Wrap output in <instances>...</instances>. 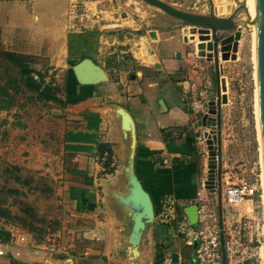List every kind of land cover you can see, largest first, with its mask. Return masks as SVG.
<instances>
[{
	"label": "crops",
	"instance_id": "obj_1",
	"mask_svg": "<svg viewBox=\"0 0 264 264\" xmlns=\"http://www.w3.org/2000/svg\"><path fill=\"white\" fill-rule=\"evenodd\" d=\"M68 1L60 12L54 10V0L0 2V32L6 50L49 59L59 71L54 79L58 86L64 72L66 103L49 101L51 118L61 124V130H49L39 142L43 156L46 152L55 158L50 176L59 214L48 219L58 220L59 226L41 241L27 232L30 243H14L12 263L0 257V264H155L161 242L171 259L168 264H194L193 247L176 230L178 215L186 207L176 205L172 218L161 211L165 197L177 204L193 200L204 180L206 162L197 141L203 130L195 126L198 118L190 91L195 85L201 97H206L208 74L191 69L176 39L153 46L159 67L134 47L135 70L107 66L108 55L103 54L114 53L117 44L130 43L133 36L121 32L120 18L115 22L107 15L95 18L93 10L80 15L83 21L78 23L77 15L66 16ZM85 58H91L103 73L90 84L80 83L69 64L70 59ZM121 111L130 119H124ZM7 118L0 122V138L12 129V119ZM53 139L58 141L55 152L47 147ZM100 143L112 148L113 172H105L98 158ZM5 150L11 149L6 146ZM47 164H43L45 170H49ZM133 175L158 205L154 203L153 223H146L138 233L133 213L140 207L130 198ZM174 254L178 255L175 262Z\"/></svg>",
	"mask_w": 264,
	"mask_h": 264
},
{
	"label": "rangeland",
	"instance_id": "obj_2",
	"mask_svg": "<svg viewBox=\"0 0 264 264\" xmlns=\"http://www.w3.org/2000/svg\"><path fill=\"white\" fill-rule=\"evenodd\" d=\"M54 1V10L58 12L64 10L67 5V0ZM93 1L96 0H69L66 16L77 15V20L80 19V15L88 14L93 10L95 18L97 15H107L108 20L115 22V18L118 17L120 18L118 22L124 25L121 32L134 38L130 43L117 44V50L114 53L103 54L108 55L107 60H105L107 66L121 71V66L124 65V70L133 71L136 66L132 59V47L139 50L143 57L150 58L151 56L147 55L148 48L154 51V45H167L169 43L168 39H176L181 47L180 52L185 56L191 69L195 70L197 74L201 73L203 75L204 72L208 74V77H206L208 86L205 88L207 95L201 97L205 105V112L198 113L197 118L199 119L204 113H207L209 97L215 95L217 90L215 67L213 62L207 61L205 57L198 54V44L201 43L198 32L195 34V38H192L189 27L167 30L164 21L157 19L153 21V18H157L160 10L140 0ZM167 1L200 12H207L209 9L207 0ZM214 3L218 14L222 16H228L237 7L235 0H214ZM82 21L80 19L78 23ZM82 25L80 24L79 27L81 28ZM154 30H156L155 33H153ZM152 35H155L156 39H152ZM184 37H186V42ZM4 50H6V46L3 44L0 32L1 84H4L9 77L17 76L16 68L4 59L2 55ZM175 55L177 56V53ZM153 56L155 55L153 54ZM221 63L223 65V77L227 85L225 92L227 103L222 105V172L230 175L232 181L240 182L244 180L257 184L260 194L263 186V164L257 117L255 40L251 31L243 29L237 58L221 60ZM35 67L47 76V81L55 79V75L59 74V71L54 70V66L50 64V60L42 56L36 57ZM59 79L61 81L59 86L63 93L64 72L60 73ZM9 92L11 96L2 97H5L11 107L7 111L0 110L1 123L7 118V115L12 119L11 131L0 138V190L12 189L18 192H7L5 195L0 193V201L5 199L6 207L17 215H21L27 207L33 208L38 215L47 220L36 225L48 231L54 230L59 226L58 220L48 219V217L54 213L59 214L55 198L52 197L53 179L50 176L54 173L56 163L55 158L50 159L51 156L48 153L45 152L47 158L43 156L44 151L41 150L43 145H40L39 142L41 136L44 138L45 133L49 130L54 129L58 132L61 130V124L58 126L57 122L51 118L53 112L51 103L58 104V102L39 101L35 99V94L26 91L23 85H20L17 91L10 88ZM199 135H203V132ZM25 139L27 142L21 143ZM55 140L49 141L48 151H57L58 141ZM6 146L10 147V152L4 151ZM204 155L205 157L202 156V158L206 162L208 154ZM46 163L48 164L45 168L49 170L43 168V164ZM153 200L158 206L155 199ZM246 208L249 211L252 210L251 214L255 217L252 223L256 225L259 222V231L261 232V227L264 224V200L256 196L253 202H247L239 206L242 211ZM14 222L22 226L18 221L15 220ZM3 226L10 229L11 234L15 235L13 238H16L14 243H30L29 234L25 230L6 224L3 219H0V227ZM162 243L159 244L163 245ZM185 248L190 251V247L186 246Z\"/></svg>",
	"mask_w": 264,
	"mask_h": 264
},
{
	"label": "water",
	"instance_id": "obj_3",
	"mask_svg": "<svg viewBox=\"0 0 264 264\" xmlns=\"http://www.w3.org/2000/svg\"><path fill=\"white\" fill-rule=\"evenodd\" d=\"M147 5L160 10L157 18L153 21L161 20L167 25L166 29H176L189 27L191 37L199 33L198 54L205 57L207 61L213 62L215 67L216 94L211 95L208 101V111L196 120L195 126L203 129L208 148L207 177L204 181L205 188L211 192L218 193L219 212H222V105L227 103L226 80L223 77V65L221 60L236 59L239 42L242 38L243 29L251 31L253 17L249 11L246 0H235V7L228 16L219 15L214 0H207L209 9L207 12H200L189 7H182L167 0H140ZM256 14V65H257V93H258V114L261 132L263 175H264V0H255ZM156 30L153 31L155 33ZM152 39H156L152 35ZM186 42V37H184ZM151 60L155 62V67H159V62L153 56L154 51L148 48ZM179 56V53H177ZM147 59L146 57H144ZM69 64L73 66L77 73L78 80L82 84L95 82L96 77L103 75L101 68L91 58L81 61L70 59ZM100 78V77H99ZM160 103L165 107L163 100ZM124 119H130L128 113L121 111ZM133 200L140 209L134 211V230L138 233L145 228L146 223H153L156 211L153 199L145 189L139 178L135 175L131 178ZM192 223L197 222L196 206L185 208ZM197 243L194 244V256ZM177 254L173 255V262L177 261ZM196 264V262H194ZM225 264V255H224ZM246 264H258L256 262Z\"/></svg>",
	"mask_w": 264,
	"mask_h": 264
},
{
	"label": "built area",
	"instance_id": "obj_4",
	"mask_svg": "<svg viewBox=\"0 0 264 264\" xmlns=\"http://www.w3.org/2000/svg\"><path fill=\"white\" fill-rule=\"evenodd\" d=\"M190 95L193 112L196 114L205 112V105L197 86L193 85ZM197 141L200 155L205 157L204 154H208V146L204 136L199 135ZM205 164L206 174L197 196L193 200L182 201L178 204L173 198L165 197L161 215L172 218V211L176 205L179 207L196 206V223H192L186 213L179 214L176 220L177 233L183 237L186 245L193 247L197 243L194 256L196 264H224V255L225 264L253 262L262 264L264 224L260 232L259 222L256 225L252 223L255 219L251 214L252 210L249 211L246 208L242 211L239 206L253 202L256 196L263 200L264 187H261L259 194L260 189L257 184L244 180L232 181L230 175L222 172V212L220 214L218 193L205 188L207 161ZM14 237L15 235H12L8 242H0V257L11 255V246L16 240V238L13 239ZM170 260L169 257H165L164 264H168Z\"/></svg>",
	"mask_w": 264,
	"mask_h": 264
},
{
	"label": "trees",
	"instance_id": "obj_5",
	"mask_svg": "<svg viewBox=\"0 0 264 264\" xmlns=\"http://www.w3.org/2000/svg\"><path fill=\"white\" fill-rule=\"evenodd\" d=\"M2 55L12 67L16 68L17 76L9 77L4 84L0 83V110H7L11 107L5 97L11 96L9 92L10 88L13 89V91H17L20 85H23L26 91L34 93L35 99L39 101H54L61 105L66 104L62 98L61 88L54 83V78L47 81V76L35 67L36 57L10 50H4ZM167 135L168 133L165 132V136ZM112 156L111 146L106 143H100L98 147V158L107 173L113 172L114 170V167L111 166ZM15 168L18 170L17 167ZM7 192L12 193L18 191L12 189H6L5 191L4 189L0 190V193L4 195ZM0 219H3L6 224L13 225L32 234L36 241L43 240L48 232V230L42 229L36 225L39 223L42 224L47 220L38 215L33 208L27 207L21 215L13 214L12 211L6 207L5 199L0 201ZM15 220L21 223L22 226L15 223ZM11 237L12 234L10 229L4 226L0 227V242H8ZM165 257L166 251L164 245L158 244L155 264H164ZM7 258L12 263V255H8Z\"/></svg>",
	"mask_w": 264,
	"mask_h": 264
},
{
	"label": "bare ground",
	"instance_id": "obj_6",
	"mask_svg": "<svg viewBox=\"0 0 264 264\" xmlns=\"http://www.w3.org/2000/svg\"><path fill=\"white\" fill-rule=\"evenodd\" d=\"M246 1H247V6L249 8V11L253 17V23L251 25V32H252V35H253L254 40H255V38H256V24H255V20H254L255 14H256L255 0H246ZM255 60H256V43H255ZM256 76H257V65H256ZM257 110H258V95H257ZM257 117H258V123H259V114L257 115ZM259 132H260V124H259ZM260 141H261V132H260ZM261 152H262V145H261ZM261 159H262V155H261ZM262 164H263V159H262ZM263 187H264V175H263ZM263 200H264V194H263ZM262 264H264V246L262 249Z\"/></svg>",
	"mask_w": 264,
	"mask_h": 264
}]
</instances>
